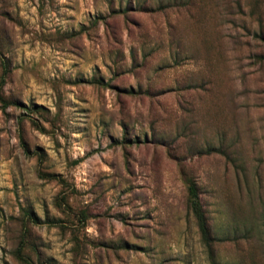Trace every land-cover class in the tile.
Returning <instances> with one entry per match:
<instances>
[{"label": "rangeland", "instance_id": "obj_1", "mask_svg": "<svg viewBox=\"0 0 264 264\" xmlns=\"http://www.w3.org/2000/svg\"><path fill=\"white\" fill-rule=\"evenodd\" d=\"M3 66L0 264H264V0H0Z\"/></svg>", "mask_w": 264, "mask_h": 264}, {"label": "trees", "instance_id": "obj_2", "mask_svg": "<svg viewBox=\"0 0 264 264\" xmlns=\"http://www.w3.org/2000/svg\"><path fill=\"white\" fill-rule=\"evenodd\" d=\"M3 67H4L3 73H2V76L0 77V89L5 84V76L8 74V70L6 69V67L5 66H3ZM0 102H1L3 107H8L11 105H13V106L17 105L15 103L5 101L4 99H2L1 96H0ZM187 207H188L190 215L192 216L193 220L195 221V224H196L197 229H198L200 241H201L203 247L207 251L212 253L214 238L211 235L210 227L208 225V220H207L205 212L203 210V206H202L201 200L199 198L198 190H197L196 186L194 184H191V183L187 186ZM22 242H23V240H22ZM22 248H23V243L19 247L18 253L23 252ZM21 260L25 264H30L26 259H24L22 257H21Z\"/></svg>", "mask_w": 264, "mask_h": 264}]
</instances>
